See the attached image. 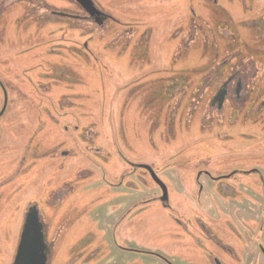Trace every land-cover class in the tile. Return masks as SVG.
I'll use <instances>...</instances> for the list:
<instances>
[{"label": "rangeland", "instance_id": "374dc122", "mask_svg": "<svg viewBox=\"0 0 264 264\" xmlns=\"http://www.w3.org/2000/svg\"><path fill=\"white\" fill-rule=\"evenodd\" d=\"M94 1L112 16L106 30L77 22L71 15L80 9L69 0H0V264L12 263L30 205L47 227L50 264H210L209 253L226 264H264V184L254 172L231 175L264 173V147L242 151L239 133L226 138L215 123L201 129L200 106L187 118L197 69L214 55L210 36L190 39L187 28L202 17L208 32L213 3ZM259 1L221 0L245 34L237 23ZM171 74L184 79L181 102L167 98ZM197 156H209L214 175L231 176L198 184L168 170ZM139 162L166 182L174 210L151 200L124 213L151 197L136 177ZM232 186L240 207L260 204L255 217L214 208V196Z\"/></svg>", "mask_w": 264, "mask_h": 264}, {"label": "flooded vegetation", "instance_id": "af4514ba", "mask_svg": "<svg viewBox=\"0 0 264 264\" xmlns=\"http://www.w3.org/2000/svg\"><path fill=\"white\" fill-rule=\"evenodd\" d=\"M79 7V12H76L73 16L77 22L82 24L96 26L99 29L106 30L109 21L112 19L110 14H107L97 3L93 1V5L98 14H92L95 10L86 11L81 7L75 0H69ZM264 0L259 1L261 8L257 9L248 18H243L238 21L237 24H241L245 27L246 34L240 31L230 15L227 8L223 5L221 0H211L214 6H212L211 14L212 21L209 26L208 32H206L200 24H207V22L202 17H193L187 28V35L190 39H194L197 36L206 37L210 36L211 44L214 46V55L212 62L203 67L202 69H197L198 72H202V77L193 84V95L190 97L189 109L187 112V118L191 119V115L196 112V108L200 106L201 112L198 113L201 129L204 130L206 125L220 126L219 129L225 130L226 138L233 137L231 134L237 132L241 135V139H245L242 142V151L247 149H255L264 147ZM30 3H37L36 0H29ZM41 3L38 1V4ZM35 6V5H33ZM39 7V5H37ZM244 8L247 10H252L253 6ZM53 14L60 16H70L66 13L50 11ZM244 35V36H243ZM246 35V36H245ZM219 39L224 40V44H219ZM169 71V70H167ZM177 79H183L181 75L176 77L175 75H170L167 77L166 92L168 99H175L176 101H182L184 94L186 92V87L184 81L179 83ZM184 80V79H183ZM6 97L4 96V102ZM246 126V132H241L240 126ZM247 140L251 144H247ZM228 145H231L228 144ZM231 148V147H229ZM228 148V149H229ZM240 149V150H241ZM236 151V150H234ZM51 154L62 155L63 151L55 149ZM66 154V153H65ZM207 154V153H206ZM67 155V154H66ZM184 157V153H176L172 156L177 158V156ZM209 156H197V158H191L185 160L184 164H176L168 167L172 171H176L178 179L185 180L188 182L196 181L198 184L201 183L202 178H207L213 180L215 178L224 179L227 176H231L238 172H254L256 173L255 180L264 184V173L260 168L245 170L237 169L233 171L230 175L219 173L214 175L211 172V168L205 166L204 164L209 162L205 160ZM186 159V158H185ZM209 159V158H208ZM185 166L188 168L185 176L181 175L182 167L185 170ZM135 172L137 170L136 177L140 181L150 184L146 188L149 190L151 197H146L145 199H140L136 203L129 205L125 208L124 213H130L132 210L145 207L147 203L151 200H158L164 208L169 210H174L169 203V190L161 177L156 173L153 166L150 163H136L133 165ZM151 169L156 177L166 186L167 189V200L162 201V190L160 186L155 182L153 175L151 174ZM178 170H177V169ZM195 168V170H194ZM193 169V170H192ZM194 171V172H193ZM92 173V172H90ZM241 177H237L239 179ZM174 179V178H173ZM142 182V183H143ZM123 183V181H122ZM68 184V182L66 183ZM121 184L117 183V185ZM239 184V183H237ZM116 185V186H117ZM132 185V183H131ZM152 185V186H151ZM65 187V186H64ZM64 187L61 189L63 190ZM154 187L158 188L159 191L154 194ZM67 188V186H66ZM131 188V186H129ZM236 186H232V189H228L229 194L222 193L220 200L218 201L215 196L213 198L214 208L223 210L224 212H230L233 207H238L244 213L256 216V210L260 206L250 205L248 207H240L234 202L233 194L236 190ZM232 190V191H231ZM66 191V189H65ZM224 191V190H223ZM59 193V192H58ZM130 200V197H129ZM200 204V201H197ZM145 204V205H144ZM264 204V200L262 202ZM31 206V205H30ZM29 206V207H30ZM28 207V208H29ZM37 207V206H36ZM28 208L25 214L28 211ZM262 208V206H261ZM38 209V207H37ZM39 212V219L42 224V231L45 237V243L47 245V263L50 264L51 246L52 244L47 240V227L44 223ZM256 214V215H255ZM25 217V216H24ZM203 229V234L208 238L209 241H213L216 244L219 242L213 235V233L207 228L205 223L198 221ZM183 224V223H181ZM198 224V225H199ZM22 229V228H21ZM21 231V230H20ZM20 235V234H19ZM19 240V239H18ZM220 243V242H219ZM222 246V250L225 253L231 254L229 247ZM233 253V252H232ZM234 254V253H233ZM264 255V253H263ZM210 264H226L223 262L218 255L208 254ZM249 255H245V257ZM264 257V256H263ZM13 261V260H12ZM248 263V262H247ZM12 264V263H11ZM246 264V263H245ZM253 264V262H249Z\"/></svg>", "mask_w": 264, "mask_h": 264}, {"label": "water", "instance_id": "95a60500", "mask_svg": "<svg viewBox=\"0 0 264 264\" xmlns=\"http://www.w3.org/2000/svg\"><path fill=\"white\" fill-rule=\"evenodd\" d=\"M75 1L86 11H90V13H92L91 10H95L92 14L99 13V11L95 9L92 0ZM149 170L153 175L155 182L162 190L161 200H167L166 186L156 177L155 173L151 169ZM46 253L47 245L42 231V224L39 219V212L36 205H31L24 217L12 264H46Z\"/></svg>", "mask_w": 264, "mask_h": 264}]
</instances>
